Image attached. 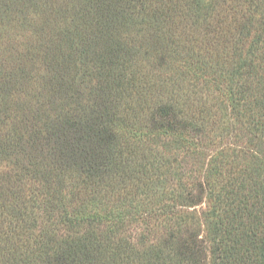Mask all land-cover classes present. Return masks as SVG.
<instances>
[{
  "label": "trees",
  "instance_id": "trees-1",
  "mask_svg": "<svg viewBox=\"0 0 264 264\" xmlns=\"http://www.w3.org/2000/svg\"><path fill=\"white\" fill-rule=\"evenodd\" d=\"M237 127L252 163L219 151L194 192L167 188L182 167L159 141L197 156ZM261 146L264 0H0V221L22 242L38 211L74 210L50 264H264ZM106 203L162 232L140 250L123 227L99 237Z\"/></svg>",
  "mask_w": 264,
  "mask_h": 264
},
{
  "label": "rangeland",
  "instance_id": "rangeland-1",
  "mask_svg": "<svg viewBox=\"0 0 264 264\" xmlns=\"http://www.w3.org/2000/svg\"><path fill=\"white\" fill-rule=\"evenodd\" d=\"M217 135H221L222 138L215 140V142H213L215 144L213 145L206 144L201 151V155L197 156H190L189 152L187 153L184 150L174 151L171 148L166 147L165 140L158 142L159 148L161 147L160 149L166 153L167 149L169 152V154H167L168 157L177 161V163H175L176 166L180 165L182 167L181 171H179L181 181L177 182L175 179L171 180L167 185V188L170 191L173 190V192L178 193L179 190L183 191L185 187H193L195 183L200 182L203 175L202 171H204L207 167L209 159L215 156L219 151L228 152L230 154L229 150L231 149L232 154L237 153V157L233 158V160L236 161L237 166L240 164L252 163L254 161V156H257V153H259L257 150L258 147L253 144L247 132L241 127L233 128L230 132L225 134H223V132H217L216 134H212L211 137H216ZM261 149L264 151V146H261ZM227 163L232 164V159L228 160ZM186 169H189V172H186ZM186 174H191V177ZM73 184L74 183L71 181L66 183L68 191L73 189ZM195 189V187L192 189L190 188V192H194ZM197 193H194L193 195L195 196ZM176 199L174 202H168L163 209L160 208L157 210L156 217H158L159 214H163L165 217L176 216L175 212L181 211L179 202ZM111 206V204H108L107 206V203L96 207L94 205L92 207V211H90V213L93 214V217L89 218V220L94 224L93 230L95 229L97 231L99 237L102 234L109 232L111 229H114V227H123L121 230L125 232L128 240H130L132 244L140 250V237L143 234H146L149 239L152 238V235L150 236L149 233H146L145 228L149 227L150 231L153 230L155 234L162 232V226L165 225V222H158V224L154 223V218L147 219L146 215L142 216L141 212H136L134 210H130L129 213L131 214L122 213L124 218H117L116 216L119 213V209L117 210ZM207 207L208 202L204 197V200L194 208L188 209L183 207L182 210L184 211V215L190 211H195L198 215H202L203 212L207 210ZM67 211L70 214L74 212V210L69 209ZM38 213L42 216L45 215L49 220L47 221L45 217L41 218L42 216H40L41 219H39L38 222L32 226V230H30L31 232L22 238V242L15 240V236L13 234V229L15 227L14 224L9 221H5L1 224L2 221H0V264H50L49 262L54 255L53 251L55 246L54 244L50 245L48 243V238L52 235L54 236L55 234H57V238H60V240L70 236L69 227L73 225L68 223L67 219L71 218V216L68 213H60V210L56 214L45 210L40 212L38 211ZM135 213H138L139 215ZM67 215H69L68 218ZM142 221L146 222L144 223ZM73 223H76V220H73ZM86 226L87 224L82 228L80 226V230L88 229ZM74 230L75 229L72 231ZM122 236L123 235L120 233H117V236L114 237L117 240L121 239ZM203 236L204 232L202 230L200 237ZM158 239L159 238H157V240ZM132 264L140 263L135 262Z\"/></svg>",
  "mask_w": 264,
  "mask_h": 264
}]
</instances>
